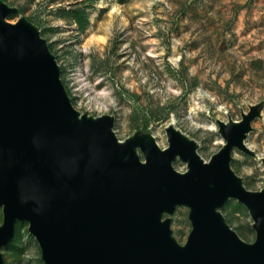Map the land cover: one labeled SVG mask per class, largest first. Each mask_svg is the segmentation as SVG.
<instances>
[{
    "label": "water",
    "instance_id": "obj_1",
    "mask_svg": "<svg viewBox=\"0 0 264 264\" xmlns=\"http://www.w3.org/2000/svg\"><path fill=\"white\" fill-rule=\"evenodd\" d=\"M8 13L0 5V250L25 221L46 264H264V188L248 191L230 168L251 116L223 126L229 142L208 163L175 133L163 151L141 140V162L109 118L78 121L44 41ZM230 199L249 211L253 244L224 223ZM177 206L191 211L184 247L160 220Z\"/></svg>",
    "mask_w": 264,
    "mask_h": 264
},
{
    "label": "rangeland",
    "instance_id": "obj_2",
    "mask_svg": "<svg viewBox=\"0 0 264 264\" xmlns=\"http://www.w3.org/2000/svg\"><path fill=\"white\" fill-rule=\"evenodd\" d=\"M9 24L34 29L82 119L109 118L121 144L145 162L140 141L168 148L171 136L194 145L206 163L228 144L223 126L251 116L245 148L230 168L250 192L264 188V0H0ZM84 12L86 28L71 17ZM70 15V16H69ZM102 36L104 42H89ZM174 170L188 164L176 158ZM243 242L256 238L249 211L235 199L219 210ZM179 247L192 232L191 211L163 213ZM3 210L0 207V227ZM3 264H46L29 223H15L0 250Z\"/></svg>",
    "mask_w": 264,
    "mask_h": 264
},
{
    "label": "trees",
    "instance_id": "obj_3",
    "mask_svg": "<svg viewBox=\"0 0 264 264\" xmlns=\"http://www.w3.org/2000/svg\"><path fill=\"white\" fill-rule=\"evenodd\" d=\"M70 15H71V17L73 19H75L77 21L80 31H84L85 28H86V25H87L86 21H85V18H84L85 17L84 16L85 15L84 12L80 11V10H75Z\"/></svg>",
    "mask_w": 264,
    "mask_h": 264
},
{
    "label": "bare ground",
    "instance_id": "obj_4",
    "mask_svg": "<svg viewBox=\"0 0 264 264\" xmlns=\"http://www.w3.org/2000/svg\"><path fill=\"white\" fill-rule=\"evenodd\" d=\"M104 41H105V38L102 36H90L88 43H93V42L100 43V42H104Z\"/></svg>",
    "mask_w": 264,
    "mask_h": 264
},
{
    "label": "flooded vegetation",
    "instance_id": "obj_5",
    "mask_svg": "<svg viewBox=\"0 0 264 264\" xmlns=\"http://www.w3.org/2000/svg\"><path fill=\"white\" fill-rule=\"evenodd\" d=\"M225 205V204H224ZM255 242V240L252 242V243H249V244H253ZM248 244V243H247Z\"/></svg>",
    "mask_w": 264,
    "mask_h": 264
}]
</instances>
